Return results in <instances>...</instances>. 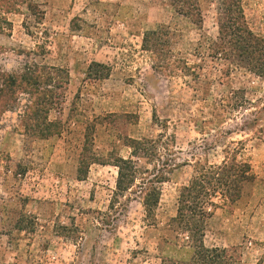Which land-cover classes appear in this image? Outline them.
<instances>
[{
    "label": "rangeland",
    "instance_id": "rangeland-1",
    "mask_svg": "<svg viewBox=\"0 0 264 264\" xmlns=\"http://www.w3.org/2000/svg\"><path fill=\"white\" fill-rule=\"evenodd\" d=\"M241 2L264 39V0ZM199 6L197 20L173 0H0V70L17 72L37 62L62 80L57 89L64 102L51 112L64 130L46 139L21 133L27 95L0 117V264L189 262L193 249L169 226L180 190L196 175V161L220 163L233 148L251 179L235 201L219 193L212 198L217 206L205 220L204 245L229 249L234 264H264V81L238 78L235 85H245L255 103L227 118L215 103L224 92L218 73L206 68L198 80L167 76L159 69L162 51L152 54L144 46L146 32L167 27L175 41L164 52L199 62L195 48L202 38L218 35L220 1L199 0ZM103 70L109 75L98 78ZM88 128L90 154L111 161L92 163L79 175ZM160 133L174 136L171 158L188 164L161 184L153 218L131 192L120 198L126 203L120 214L110 210L118 175L113 158L129 156L128 138ZM19 212L31 217L30 230L17 229Z\"/></svg>",
    "mask_w": 264,
    "mask_h": 264
},
{
    "label": "trees",
    "instance_id": "trees-1",
    "mask_svg": "<svg viewBox=\"0 0 264 264\" xmlns=\"http://www.w3.org/2000/svg\"><path fill=\"white\" fill-rule=\"evenodd\" d=\"M173 1L179 12L199 20V0ZM219 1L218 35L215 39L202 38L195 48L199 62L189 63L184 58L173 57L171 50L164 52V48H172L175 41V34L167 27L146 32L144 46L151 50L152 54L157 55L162 51L159 57L164 61L159 69L167 76H190L198 80L202 76L201 71L206 68L218 73L216 83L224 86V92L215 103L223 107L227 118H231L235 111L247 110L254 106L255 102L247 96L246 86H236L235 81L246 75L264 81V39L251 26L241 0ZM95 66L103 67L98 63ZM107 75L108 72L103 70L99 72L98 78ZM53 80L55 82L52 87H47ZM61 83L63 84L61 79L56 80L48 69L37 62L26 64L17 72L0 70V117L19 104L23 95H27L20 114L21 133L41 139L60 135L64 130V122L51 119V112L55 105L64 103L61 99L63 93L57 89L62 86ZM155 119L164 129L168 128L167 123L161 121L156 114ZM255 121L256 119L252 123ZM232 132L224 131V137ZM84 137L78 164L79 175H85L92 163L111 161L110 158L90 154V128L84 133ZM173 142L174 136L164 133H160L156 138H128L126 144L130 148L129 156H115L112 160L118 175L110 199V210L120 214L126 205L120 198L125 196L126 192H131L142 200L146 217L153 218L161 197V184L168 180L174 168L180 164H188L177 163L171 158ZM216 144L215 140L206 147L213 148ZM238 150H224L226 154L220 163L196 161V175L181 188L177 213L170 219L169 226L182 235L183 241L193 249V255L189 262L180 264H222V253L224 264H234L229 256V249L205 247L204 231L205 220L211 215V208L217 206L212 198L219 193L222 197L235 201L241 197L243 185L251 179L249 165L237 158ZM141 161L153 164L152 169L142 165ZM117 217L106 214L110 221H116ZM32 223L34 222L29 215L19 212L15 225L23 231L30 230Z\"/></svg>",
    "mask_w": 264,
    "mask_h": 264
}]
</instances>
